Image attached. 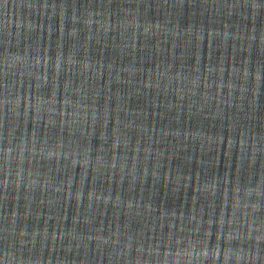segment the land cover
I'll return each mask as SVG.
<instances>
[{
	"label": "water",
	"instance_id": "1",
	"mask_svg": "<svg viewBox=\"0 0 264 264\" xmlns=\"http://www.w3.org/2000/svg\"><path fill=\"white\" fill-rule=\"evenodd\" d=\"M0 264H264V0H0Z\"/></svg>",
	"mask_w": 264,
	"mask_h": 264
}]
</instances>
